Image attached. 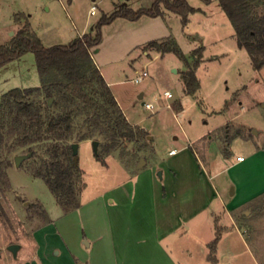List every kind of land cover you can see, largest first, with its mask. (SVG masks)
Returning a JSON list of instances; mask_svg holds the SVG:
<instances>
[{"label":"rangeland","instance_id":"374dc122","mask_svg":"<svg viewBox=\"0 0 264 264\" xmlns=\"http://www.w3.org/2000/svg\"><path fill=\"white\" fill-rule=\"evenodd\" d=\"M154 1L0 0V46L7 45L25 25L45 47L69 45L79 36L94 34L97 21L109 16L114 6L125 4L138 10L150 8ZM187 2L194 12L188 15L185 25L179 15L164 10L161 17L143 16L137 21L116 18L101 27V40L91 50L92 58L109 83L124 117L142 129L144 137L139 157L127 164L114 154L100 162L93 141L76 143V165L84 184L79 201L83 205L94 201L144 170L137 169L139 158L145 160V167L161 173L162 178L157 176L160 180L164 179L163 171L172 168L178 173V186L203 188L202 180L195 176L194 164L180 155V150L190 144L201 160L204 174L213 179L217 191L214 209L239 206L230 215L244 231L258 264H264V194L243 202L264 187V67L253 70L246 50L237 46L234 29L216 0L209 4L200 0ZM91 6L96 7L94 15L89 13ZM168 37L175 39L189 64L192 52L202 48L201 62L195 69L199 89L194 95L184 93L182 72L187 68L184 60L173 53L162 54L145 48L149 42ZM142 72L147 76L139 83L133 82ZM40 86L32 53L0 68V104L11 90ZM165 92L170 97L164 96ZM147 104L152 108L147 109ZM171 149H176L174 158L168 156ZM239 156L245 162H238ZM9 159L12 164L0 178V247L8 240L21 245L26 242L19 251V258H25L33 251L29 236L36 228L50 222L64 233V220L58 223L64 213L47 185L31 175L24 161L16 167L13 155ZM162 180L159 182L163 185ZM69 220L73 222L68 228L72 235L74 226L82 227V223L79 215H72ZM185 231L180 229L166 243L176 261L210 264L205 256L206 243L213 239L210 229L203 231L204 237L206 233L209 235L206 240L200 239L201 233ZM82 240L88 242L84 236ZM203 247L205 255L200 253ZM84 250L89 253L88 249ZM222 251L221 263L228 255L224 254L225 249ZM79 259L75 256L76 264H87ZM2 261L0 257V264ZM238 264H255V261L244 249Z\"/></svg>","mask_w":264,"mask_h":264},{"label":"trees","instance_id":"16d2710c","mask_svg":"<svg viewBox=\"0 0 264 264\" xmlns=\"http://www.w3.org/2000/svg\"><path fill=\"white\" fill-rule=\"evenodd\" d=\"M209 4L212 0H200ZM234 29L239 48L246 50L252 68L264 67V0H216ZM165 11L181 17L185 25L194 12L187 0H155L150 8L133 10L125 4L114 6L93 29L69 45L45 47L27 25L7 45L0 46V68L32 53L40 78V88L14 89L0 104V178L10 167L9 159L29 155L27 170L42 180L63 213L76 210L83 188L82 172L73 162L71 145L97 141L96 159L114 154L122 163L136 160L141 152L144 131L124 117L109 86L97 68L91 50L101 40L100 29L116 18L137 21L141 17H161ZM145 48L159 53H173L186 63L182 72L184 93L194 95L199 89L195 75L202 58V48L191 54V63L178 48L175 39L149 42ZM52 99L49 104L48 100ZM126 160L125 162H123ZM222 230L216 228L208 244V261L215 264V249Z\"/></svg>","mask_w":264,"mask_h":264},{"label":"crops","instance_id":"0c3cea01","mask_svg":"<svg viewBox=\"0 0 264 264\" xmlns=\"http://www.w3.org/2000/svg\"><path fill=\"white\" fill-rule=\"evenodd\" d=\"M106 84L109 86L108 82ZM181 111L182 109L178 113ZM175 150L171 149L168 156L176 157ZM180 152H178L180 155L183 154L194 164L195 176L202 180L203 188L178 186L176 182L179 179L178 173L172 168L163 171L162 185L157 177L160 172L156 174L155 168H147L145 164L142 172L135 173L107 190L103 196L84 205L80 204L76 210L64 213L61 220H58V223L64 220L63 234L50 222L36 228L29 236L30 241H33V251L29 257L19 258L21 246H26V242L21 245L8 240L2 244L0 247L2 264H76L75 256L80 258L79 262L87 264H179L166 243L176 237L182 228H185L186 233L190 231L201 233V240L209 238L207 233L206 237L203 235V231L208 228L213 239L216 228L222 230L215 249V264H238L239 254L243 253L244 249L251 255L255 264H258L246 243L244 231L230 215V212L239 206H222V209L217 207L215 210L214 200L217 198V191L213 186L212 177L205 175L201 169V160L197 152L190 144L187 149L184 147ZM262 194L264 187L261 191L252 193L243 202H250L255 196ZM223 211L224 215L218 219ZM243 214L248 216V213ZM72 215H79L82 227L74 226V234L70 235L68 228L73 222L69 217ZM83 236L88 242L82 240ZM213 239L206 243V255L204 247L200 249L207 262H209L207 246ZM27 243L30 244L29 241ZM12 244L19 245L15 255L10 254L8 250ZM84 248L88 249L89 253ZM55 249L59 250L53 255ZM224 249L226 252L224 254L228 255L221 263L219 255Z\"/></svg>","mask_w":264,"mask_h":264},{"label":"water","instance_id":"95a60500","mask_svg":"<svg viewBox=\"0 0 264 264\" xmlns=\"http://www.w3.org/2000/svg\"><path fill=\"white\" fill-rule=\"evenodd\" d=\"M94 1V0H92ZM52 102V99H49L48 100V103L50 104ZM254 134H256V132L254 131L253 132ZM92 146H93V150H94V153L96 154L97 153V150H98V142L97 141H93L92 142ZM77 149H78V145L76 143L72 144L71 145V151H72V157H73V162L75 164H77ZM29 157V155H21V156H16L14 158V165L16 167H19L21 165V163L26 160L27 158ZM146 162L143 158H139V162H138V165H137V169H141L145 166ZM158 176H160V173H158ZM18 246L15 245V244H12L8 247V250L13 254L15 255L16 254V251L18 250Z\"/></svg>","mask_w":264,"mask_h":264},{"label":"built area","instance_id":"2783aa9c","mask_svg":"<svg viewBox=\"0 0 264 264\" xmlns=\"http://www.w3.org/2000/svg\"><path fill=\"white\" fill-rule=\"evenodd\" d=\"M95 12H96V7H95V6H91V8H90V10H89L90 15H94ZM146 76H147L146 72H142L140 75H138V76L133 80V82H135V83H139V82H141ZM164 96H166V97H170V94H169L168 92H165V93H164ZM145 107H146L147 109H151V108H152V106H151L150 104L145 105ZM242 160H243V158H237V161H242Z\"/></svg>","mask_w":264,"mask_h":264}]
</instances>
